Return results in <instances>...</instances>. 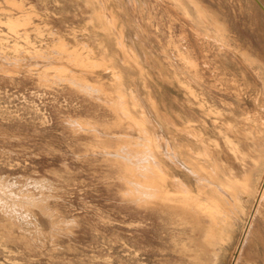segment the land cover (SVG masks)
Listing matches in <instances>:
<instances>
[{
	"label": "rangeland",
	"instance_id": "1",
	"mask_svg": "<svg viewBox=\"0 0 264 264\" xmlns=\"http://www.w3.org/2000/svg\"><path fill=\"white\" fill-rule=\"evenodd\" d=\"M71 2L0 0V264L184 261L186 235L175 217L135 203L128 192L136 181L133 159L117 151L130 149L141 132L120 113L125 106L136 117L144 111L147 130L162 139L152 164L161 161L190 186L201 180L164 151L177 144L183 159L211 171V159L198 155L209 139L224 143L222 122L252 131L251 138L233 137L249 152L257 187L218 261L234 264L232 253L242 250L238 264H264L263 219L256 218L253 238L244 242L262 185L258 173L264 175V0ZM102 6L113 8L115 27L100 16ZM10 18L18 22L15 31ZM222 75L236 92L219 84ZM121 99L125 106L115 104ZM173 123L182 132L172 131Z\"/></svg>",
	"mask_w": 264,
	"mask_h": 264
},
{
	"label": "bare ground",
	"instance_id": "2",
	"mask_svg": "<svg viewBox=\"0 0 264 264\" xmlns=\"http://www.w3.org/2000/svg\"><path fill=\"white\" fill-rule=\"evenodd\" d=\"M70 2H71V0H70ZM72 2H74V1H72ZM58 3H59V1H58ZM32 6L35 7L34 5H32ZM3 9H5V8H3ZM99 9H100V7H99ZM99 9H98V11H99ZM104 9L99 11L100 16L103 19L104 18L106 19V24H109L110 26L115 27L116 23H117L116 21H118V18H117V20L114 19V17L116 18L117 15L114 16V11L111 10L113 8H109L110 10L108 8H107L108 10L106 8H104ZM183 9L185 10V8H183ZM201 10H203V9H201ZM33 14L35 15V13H33ZM185 14H187V12H185ZM2 16H4V15H2ZM7 16L9 17V14ZM17 17L19 18V16H17ZM22 18H26V16H24V17L22 16ZM27 18H29V17H27ZM27 18H26V20H28V22H30L32 20L30 18L31 20L29 21V19H27ZM214 18H216V17H214ZM12 19H13V17H12ZM12 19L10 18V20L7 21V24L9 25L11 30L15 31L16 28L13 29V27L17 26L16 24H18V22L17 21L13 22ZM14 20H16V19H14ZM216 20H217V18H216ZM21 21H19V22H21ZM3 22H5V25H6L5 20L2 21L1 25H4ZM53 22H55V21H53ZM21 23H19L20 28L23 25V23H22V25H21ZM26 24H28V23H26ZM32 24L35 25L34 22ZM37 27H38V23H37ZM39 27H41V26H39ZM87 27H89V26L87 25ZM25 32H27V31H25ZM27 38H28V36H27ZM28 39H26V41ZM4 40L5 39H3V41ZM6 40H8V39H6ZM246 53H247V51H246ZM76 58L78 59V57H76ZM182 58H184L186 63L188 65H190L191 67L195 68L197 66V63L194 61V59H191V58L187 57L186 55H184ZM87 62H89V61H87ZM84 63H86V62H84ZM93 63H95V62H93ZM90 64H92V62ZM218 82L223 87L229 88L235 92L237 91L236 84L234 82H232V79L230 81L228 79H225V77H223V75H222V77L220 78V80H218ZM236 83H237V81H236ZM240 89L242 90V88H240ZM135 98L133 97V105L135 107H137L138 101ZM153 99H150V101H149V103L151 102L150 105L153 103ZM243 99H244V97H243ZM256 101H258V99ZM154 102H155V99H154ZM126 103L127 102H124V100H122V99L118 102H115V104H117L119 106H122V105L125 106ZM153 106H154V104H153ZM155 106H157V105H155ZM159 107H158V109H159ZM261 107H262V105H261ZM119 110L121 111L120 113H122L124 115L125 119H127V121H129L130 123L131 122L136 123L134 125H138V129L141 132V133H139L140 135L138 137V140L135 142V144L130 146V149L126 148V147H121V146H120L121 148L119 150L117 149L118 150L117 152H121V154L120 153H119V155L117 154L119 158H123L125 161H127V160L129 161V160L133 159L132 165H133V168L135 169L136 181L130 182L131 189L128 192H130V194H132L135 197V200H136L135 203H145L147 206L154 208L159 212H163V213L165 212L169 216L175 217L176 220H174L173 223L177 227L182 228L181 231L186 235V238H185L186 240H183L184 243L182 242L180 244V248H179L181 251V254L184 258V261L181 263H183V264H219L218 257L220 254V249H221V251H224L222 249H225L226 246H228V244L230 243L231 235L234 232L235 225L238 222V216H240L239 211L244 213L247 210L245 208V202H246V200L250 199L249 198L250 194L253 193L255 190V187H257L256 182L252 181V179L250 177V170L248 169L250 167V164H248V160H247V159H249L248 158L249 152L243 151L241 149V147L239 146V144L234 140L238 134L243 135L245 137L244 139L249 138V137L251 138V132L252 131L250 132V130L249 131L247 130V131L239 132L238 131L239 129L236 130L235 126L233 125V123H235V122H233V123H227V122L223 123L222 122L221 125L224 128V132L219 131V130L218 131H219L220 137L223 139L222 141L224 143L221 144L220 143L221 140L219 141V139H217V138L216 139H209L208 142L205 143L204 150L202 152H200L198 155V156H205L206 158H208V160L211 159V161H212L211 163H213L211 171H210V169L207 170L206 167L199 162H197V165L195 164V166H192L193 164L191 165L190 162H187L185 159H183V157L181 155V152L183 150L181 151L180 147L177 146V144L175 146L172 145V147L170 148L171 154L166 153V155H165V151H164L165 157H167V158L170 157L173 159L172 163L174 166L178 167L181 171H182V169H184L185 170L184 173H186L188 175H189V173L194 175L196 180H201L200 183H197V184H194L193 186H190L188 183L185 182V180L178 177V175L175 174L176 172L170 174V173L164 171V169L162 168L161 161L160 162L158 161L157 163L152 164L151 160L152 159L155 160V158L158 159L160 153L162 152L161 151L162 139L160 138L159 135H157L153 132H149L147 130V128H146L147 123H149L151 121L148 119V117L145 116V114L143 113L144 111L142 110L143 112H141L140 117H136L132 114L130 109L127 108L126 106H125V108L119 109ZM206 112L209 114L214 113L217 116L218 115L222 116L221 113H219L217 111L216 112L211 111V109H209L208 111L206 110ZM139 113H140V111H139ZM256 113L258 114L257 111H256ZM150 115L152 116L151 112H150ZM247 118H248V120H250V117H247ZM127 121L125 120V122H127ZM247 121H246V123H247ZM214 122H219L218 118H216L215 121L213 120V123ZM251 122H253V120H251ZM164 124H166V123H164ZM254 124L256 125L257 122H255ZM241 125H244V124H240L239 126H241ZM250 125H251V123H250ZM239 126H236V127L239 128ZM244 126H246V125H244ZM173 127L174 128H172L173 129L172 131H175V133H177L179 131L182 132L179 127L175 126V124ZM253 127H254V125H253ZM263 127H264V125H263ZM252 129H254V128H252ZM168 130H169V128H168ZM190 130H192V129H190ZM186 131H188V130H186ZM188 133H189V131H188ZM260 133H262V132H260ZM233 135H235V138L233 137ZM193 136L200 139V137L202 135L199 136L198 134L194 133ZM255 136H256V134H255ZM258 136H261V135H258ZM202 138L204 139V137H202ZM202 143H203V141H202ZM252 143H253V141H252ZM122 154H124V155H122ZM259 154H261V153L259 152ZM109 156H111V155L109 154ZM143 157H144V159H142ZM157 159H156V161H157ZM194 159H195V156H194ZM194 159H192V160H194ZM158 160H160V159H158ZM254 165L256 166V164H254ZM209 166H211V165L209 164ZM239 166L241 167V169L243 171H239L236 168ZM166 169L169 170V168H165V170ZM258 174H259L258 177L262 178V185H261V189H259L260 192H259L257 204L255 206L253 213L251 214V222L249 223V225L246 229V236L244 237L245 238L244 242H246V240L248 239L249 236L251 239L253 238L252 233H253V230L255 229L254 228V222H255L256 218L259 217L260 220L263 219V221H264V175L262 177V170ZM218 176L220 178H218ZM170 182H171V184H169ZM245 217H247V216H245ZM246 223H248V222H246ZM254 240H256V239H254ZM251 242H252V240H251ZM256 242H258V240L255 241V243ZM256 247H258V246L256 245ZM240 249H241V247H240ZM242 253H243L242 250L239 252V254H237V256H235L236 255L235 251L232 253V257H231L232 259L231 260L232 261L234 260V262H235L234 264H238L240 261L243 260L244 257L242 258ZM251 258L253 259V257H251ZM256 262H258V261H256ZM181 263H179V264H181ZM245 263L249 264V262L246 260H245ZM253 263H254V260H253Z\"/></svg>",
	"mask_w": 264,
	"mask_h": 264
}]
</instances>
